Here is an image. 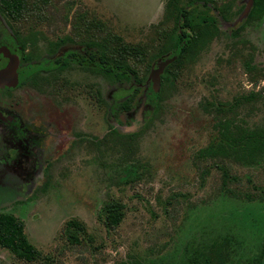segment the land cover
<instances>
[{"label":"rangeland","instance_id":"374dc122","mask_svg":"<svg viewBox=\"0 0 264 264\" xmlns=\"http://www.w3.org/2000/svg\"><path fill=\"white\" fill-rule=\"evenodd\" d=\"M49 1L50 6L40 8L46 11L40 19L6 23L0 15V41L14 30L23 36L40 33L46 41L40 43L37 60L43 61L44 44L67 35L73 14L80 12L127 43L152 44L168 0ZM224 2L229 14L241 8L240 15L247 4ZM186 9L195 11L197 21L215 22L223 31L243 26L240 39L246 44L233 48L238 40L225 35L209 41L181 68L157 109L139 112L145 98L141 88L129 111L121 110L129 95L127 85L93 73L80 60L58 73L55 87L63 88L58 95L53 90L56 72L44 73L50 85L43 94L29 97L22 88L13 91L9 101L19 113L42 124L61 118L72 124L73 132L59 136L55 123L50 132L42 126L48 134L45 151L29 165L16 166L8 159L7 172L0 168V213L22 222L39 254L38 261L27 263L0 246V264H177L192 241L209 244L227 235L233 239L226 264H243L256 253L264 236V161L245 165L201 159L199 151L215 134L211 114L203 108L214 99L233 103L254 92L257 96L240 105L236 118L250 129L264 126V14L231 26L200 2ZM245 61L254 68L251 73L244 70ZM3 97L0 92L1 107ZM113 129L121 139L111 134ZM2 155L6 148L0 141ZM219 167L227 170L231 194L223 191ZM109 204L122 208L114 229L105 225ZM72 221L83 227L77 244L66 237V225Z\"/></svg>","mask_w":264,"mask_h":264},{"label":"trees","instance_id":"16d2710c","mask_svg":"<svg viewBox=\"0 0 264 264\" xmlns=\"http://www.w3.org/2000/svg\"><path fill=\"white\" fill-rule=\"evenodd\" d=\"M195 2L202 3L203 8L214 10L221 22H229L231 26H234L237 21L236 17L240 16L241 8L231 11L229 14L228 2H224V0H168L165 4L163 20L158 28H155L153 43L133 45L125 42L109 29L101 27L86 13L73 14L70 22L79 38L77 43L89 56L90 65L94 66L93 70L114 80V83L127 85L129 95L121 103V110L129 111L131 102L134 101L141 88L145 93L146 104L150 108L157 109L168 94L170 87L173 86L181 68L203 51L209 41L225 35L229 41L238 40L233 43V48H238L239 45L245 46L246 41L240 39L243 26L229 27V30L223 31L220 24L215 22H209L207 19L199 22L194 18L195 11L186 9L187 5ZM50 5L49 0H0V15L6 22L40 19L41 15H46V11L42 12L40 8ZM68 10L70 9L68 8ZM263 14L264 0H252L246 22L259 18ZM64 19H68L67 14L64 15ZM13 33L14 40L12 42L15 48L20 47V50L24 51L29 47V56L31 57L37 49L39 38L42 39V42L46 41L40 33L30 32L25 36H21L17 30H14ZM55 47L54 43L49 42L48 53H53L52 50ZM172 57H176L175 61L165 68L160 77V89L154 92L148 82L147 75L159 61ZM244 70L251 73L254 68L245 61ZM256 96L254 92H249L247 95L236 97L233 103L215 101L214 99L204 105L205 112L211 114L213 119L215 134L208 146L199 151V158L232 159L245 165H258L264 161V126L250 129L240 125L236 118L240 105ZM111 134L118 140L123 136L114 129ZM128 136L133 137L132 134ZM219 168L222 173L223 191L231 194L226 186L229 180L227 170L224 167ZM121 209V206L114 204H109L105 208L107 228L117 227L122 217ZM66 232L67 240L77 244L79 243L78 233L83 232V227L72 221L67 223ZM232 239V236L227 235L221 241L215 239L209 244H200L198 240H194L185 246L182 258L177 264H226L229 261L227 246ZM0 246L24 262L38 261L39 254L28 242L22 222L8 213H0ZM257 249L256 253L247 258L243 264H264V236ZM116 264L143 263L138 260H130Z\"/></svg>","mask_w":264,"mask_h":264},{"label":"flooded vegetation","instance_id":"af4514ba","mask_svg":"<svg viewBox=\"0 0 264 264\" xmlns=\"http://www.w3.org/2000/svg\"><path fill=\"white\" fill-rule=\"evenodd\" d=\"M68 27L70 31L67 35L56 37V40L51 41L56 45L54 50H52L53 53H48L49 42L44 44L46 48V57L43 61L42 58L37 60L40 53L41 38H39L37 49H35L31 57L29 56V47L21 51L20 47L15 48L12 42L14 40L13 35H2L0 41V70L4 69L12 60L17 62V84L15 86H7L6 83H4L0 87V92H2L4 96L3 100H1L4 102V104L1 103L4 106H0V141L4 143L6 148V155H2V158H0V168L3 171L7 172V168H10V163L8 161L11 159L13 160L12 164L16 162V166L20 165V167H23L25 164L29 165V161L35 159L34 156H37L38 152L42 154L45 151L42 144L44 138L48 134L43 133L42 126H47V131H49L48 127H54L55 123V126L58 128L56 131L59 136H62L65 132L67 134L73 132L72 124H64L61 118L54 116L49 123L42 124L32 117H27L26 115L28 114H26V112H24V114L19 113L16 103H11L9 101L13 98L12 94L14 90L22 88L25 95L29 97L33 93L37 95L43 94L42 90L47 88L45 85H50L44 73L49 74L50 72H56V76L53 80V90H55V93L57 92L58 95L63 88L58 87L56 89L55 87L57 75H59L58 73L60 72L62 73L67 67L70 68L69 63L75 60H80L85 63L90 70L92 68L93 73L104 76L100 72L93 70L94 66L90 65L89 56L85 54L83 48L77 43L79 38L73 30V24L71 22L68 24ZM5 50L9 52L7 57L3 54ZM76 54L77 57L75 58L74 56H76ZM15 57L17 58L16 61ZM5 101H7V103H5ZM141 105L139 112H141V110L151 109L150 106L146 104L144 97ZM53 109L57 110V107L54 106ZM56 113H59V111H56ZM73 138L72 136L71 139ZM24 160L28 163H24ZM22 162L24 164H21ZM30 167H33V165H30Z\"/></svg>","mask_w":264,"mask_h":264},{"label":"water","instance_id":"95a60500","mask_svg":"<svg viewBox=\"0 0 264 264\" xmlns=\"http://www.w3.org/2000/svg\"><path fill=\"white\" fill-rule=\"evenodd\" d=\"M252 6V0H247V4L245 6L244 11L239 16L236 22L242 21L244 18L248 16V13L250 11V8ZM235 22V23H236ZM8 51L5 50L3 53L5 57L8 55ZM176 57H172L170 59H166L164 61H159L157 63L156 68H152L149 73V80L151 81L152 88L154 92L159 91L160 89V77L162 73L164 72L165 68L169 66L172 62H174ZM17 58L15 57V61ZM16 64L17 62H10L4 69L0 70V87L6 83L7 86H15L17 84V74H16Z\"/></svg>","mask_w":264,"mask_h":264}]
</instances>
